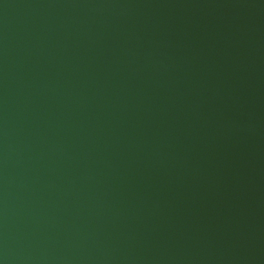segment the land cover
Returning <instances> with one entry per match:
<instances>
[{
	"label": "water",
	"instance_id": "1",
	"mask_svg": "<svg viewBox=\"0 0 264 264\" xmlns=\"http://www.w3.org/2000/svg\"><path fill=\"white\" fill-rule=\"evenodd\" d=\"M0 264H264V0H0Z\"/></svg>",
	"mask_w": 264,
	"mask_h": 264
}]
</instances>
